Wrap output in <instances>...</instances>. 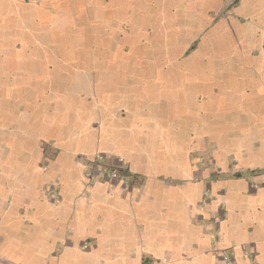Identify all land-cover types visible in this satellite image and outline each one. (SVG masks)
Segmentation results:
<instances>
[{
  "label": "crops",
  "instance_id": "crops-1",
  "mask_svg": "<svg viewBox=\"0 0 264 264\" xmlns=\"http://www.w3.org/2000/svg\"><path fill=\"white\" fill-rule=\"evenodd\" d=\"M53 1L82 40L71 37L75 62L46 45L12 81L0 74V90H36L44 104L25 119L0 108V264H264V0ZM223 4L239 15L210 20ZM120 23L165 43L198 30L174 69L140 72ZM3 55L0 69L19 60ZM100 155L126 183L85 178Z\"/></svg>",
  "mask_w": 264,
  "mask_h": 264
},
{
  "label": "rangeland",
  "instance_id": "rangeland-1",
  "mask_svg": "<svg viewBox=\"0 0 264 264\" xmlns=\"http://www.w3.org/2000/svg\"><path fill=\"white\" fill-rule=\"evenodd\" d=\"M49 1V2H48ZM82 1V0H81ZM85 1V0H84ZM96 1V0H95ZM94 0H89V2H87V5H92V3H95ZM101 2V0H98ZM104 1H109V0H104ZM111 1V0H110ZM109 1V3H110ZM116 1V0H115ZM122 1V0H119ZM11 2V4H10ZM23 2L26 3H34L35 5H39L40 10H42L41 8H46L47 6V2L49 4V6L51 8H46L48 9L50 12V17H44V15L41 14V16H38L40 14H38V12H31V9L27 10V12H25L23 14ZM136 3V2H135ZM68 3H64V5H68ZM75 4V2L73 3V5ZM145 4V3H144ZM142 3H140L139 7L143 8ZM32 5V4H31ZM63 5V6H64ZM225 4H223V6L220 8V10L218 11H207L209 13L210 16V20H211V16L212 18H219L222 16V18H226L225 20H227V16L228 13L233 14V16H238L240 11H237L238 15L235 14V11H228L229 9L227 8V4L224 6ZM9 6H12V8H10ZM58 6H60L58 8ZM62 4L61 2H55L53 0H15V4H13V1L10 0L9 1V5L6 7H9V10H4V8H2L0 6V16L3 15V17H5L6 20H3L4 23H9L11 24V26H9L7 28V33L5 36V32L4 30H2L1 33V39L4 41L1 44V49H0V54L3 57L4 53L8 55V57L10 58L13 54L15 57H17L16 63L14 64V60H10V63L12 65V67H4L0 69V74H3L1 77H7V81H12L13 76H6L5 74L8 72V70L13 71L15 73H17L18 69H21V65H22V58H24V56H31V54H38L39 49L40 50H45L46 45H48L47 47L50 46H54V48H49V50L47 51H51V52H57L58 50L59 52V58H61V60L64 62H66L67 65H70V62H75V56L73 55L75 51L74 48H76L77 46L74 45L73 42L77 43V45L79 43H81L82 40H80V35L79 33H77V30L75 29V27H73L71 24H66L64 25V16L67 17L68 15H70V13L65 12L64 9L61 7ZM53 7V8H52ZM93 7V6H92ZM229 7H232L231 5ZM22 10V11H21ZM25 11V10H24ZM83 10H81L79 12V14L83 13ZM86 11V10H85ZM93 12L95 13L94 8L92 10H90L89 12L86 11L84 14V19H82L81 24H92L93 21H95V19L91 20V16H94ZM206 12V11H205ZM204 12V13H205ZM41 13V12H40ZM91 13V14H90ZM137 14V11L135 12ZM179 14V13H177ZM56 18L59 15V18H61V20L54 22L55 24L52 25L53 22V16ZM71 15L73 16V18L71 17L72 20H75L76 16H74V14L71 13ZM90 15V16H89ZM138 15V14H137ZM7 17L9 19H12L11 21L7 20ZM241 18V17H240ZM79 19H81L79 17ZM57 20V19H56ZM147 20V18H146ZM150 21V19H148ZM200 22L204 23L203 26H199V33L200 34H205L207 33L208 29V20L207 18H205L204 16L202 18H200ZM147 21V22H149ZM77 24H79V22H76ZM226 23H228V25H230V23L228 21H226ZM8 24V25H9ZM117 30H119V35L121 36H127V34L130 36L131 35H135V40L129 42V45L126 44V47L123 46L124 51H133L135 53L134 58H135V68L137 70H139L140 72H143V70L149 69L150 68H167V70H172L175 68L174 62L172 59H174L175 54H178L177 52H181L183 53L184 49H187L189 46L190 42L188 39L191 37H194V32H193V28L196 30L197 27H190L187 31H188V36H185L186 38L183 39H187V42H176L175 41H169L167 43L163 42L160 40V38H155L153 39V36H147L145 37L144 33L141 30L144 29H148V28H132V26H127L126 24H122L120 23L119 26H116ZM145 27V26H144ZM197 29V30H198ZM152 30V29H151ZM148 31V30H145ZM116 32V31H115ZM169 35H172L171 40H175V35L174 33H170ZM74 36L73 42L71 41V37ZM78 36V38H77ZM183 36V35H182ZM6 38V39H3ZM150 38L153 39V41H149ZM0 39V41H1ZM112 39V38H111ZM8 40V42H7ZM125 40H128L127 38H125ZM170 40V39H169ZM49 42V44H47V42ZM91 42H93V39L91 38ZM57 44V46H56ZM122 45V43H121ZM120 45V46H121ZM199 46H203L202 41H199ZM43 48V49H42ZM121 46V49H123ZM202 49V48H200ZM78 51V48H77ZM158 53H162V56L164 59H162L161 64H158L160 62V60H155V54L157 55ZM201 53V52H200ZM192 53L187 54L188 57L191 56ZM96 63H100L99 61H97ZM14 64V65H13ZM41 65V64H40ZM20 66V67H19ZM179 66V65H178ZM173 67V68H172ZM171 68V69H170ZM67 69V68H66ZM2 72V73H1ZM14 73V75H15ZM12 74V73H10ZM16 77L18 76L15 75ZM98 76V74L96 75ZM31 77V81H33L32 76ZM35 79V78H34ZM2 80V78L0 79V81ZM43 80V79H41ZM47 80V77L44 79V81ZM36 82L38 83L39 80L37 79ZM35 83V81H34ZM35 85H37L35 83ZM17 89H1L0 90V96L2 95V99L0 104H4L6 106L4 107H0L3 108L4 110L2 111V117L3 118H7L9 119L11 118H15L16 116L22 117V118H27L29 117L28 115H31L32 110L33 109H38L42 107V102H40V100L32 98V95H35V93L37 92L36 90H26V89H22L21 91H17L15 92ZM15 93L13 100L11 101H7L6 100V96H10L12 93ZM11 93V94H10ZM17 93V95H16ZM15 104H17V107H12ZM39 109V110H40ZM17 113V114H16ZM18 120V119H16ZM15 120V121H16ZM22 120V119H20ZM24 126V130H25V139L27 140V138H29L30 134L29 131L27 132V126H29L28 123L23 124ZM233 127L232 130L235 129V127L237 126L236 122H233L232 124ZM35 135V133H34ZM23 139V140H25ZM214 141L219 142V140L216 138ZM220 146L222 147L223 145H229L227 143V141L224 142V144L222 145L221 142H219ZM25 145V144H23ZM209 149L211 150V146H208ZM26 157V156H25ZM86 168H90L91 164H89L88 162H86ZM226 259V260H225ZM224 260H225V264H230L229 259L227 260V257L224 255Z\"/></svg>",
  "mask_w": 264,
  "mask_h": 264
},
{
  "label": "built area",
  "instance_id": "built-area-1",
  "mask_svg": "<svg viewBox=\"0 0 264 264\" xmlns=\"http://www.w3.org/2000/svg\"><path fill=\"white\" fill-rule=\"evenodd\" d=\"M84 175L89 181L101 177L103 180L108 181L127 182L125 168L116 162L106 161V158L102 155L97 157L92 167H90Z\"/></svg>",
  "mask_w": 264,
  "mask_h": 264
}]
</instances>
